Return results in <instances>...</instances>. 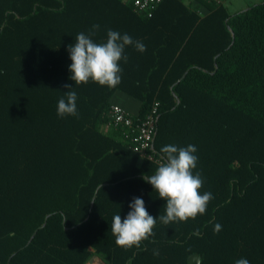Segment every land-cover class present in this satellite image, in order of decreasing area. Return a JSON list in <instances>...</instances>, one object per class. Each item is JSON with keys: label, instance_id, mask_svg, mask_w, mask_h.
<instances>
[{"label": "trees", "instance_id": "obj_1", "mask_svg": "<svg viewBox=\"0 0 264 264\" xmlns=\"http://www.w3.org/2000/svg\"><path fill=\"white\" fill-rule=\"evenodd\" d=\"M68 1L0 0V264H264V3L235 14L205 3L200 16L163 0L137 17L146 51L126 47L108 88L70 79L75 42L53 21ZM66 84L78 116L61 118ZM117 89L140 103L135 121L158 104L153 159L168 144L196 147L200 191L213 194L205 214L159 220L166 202L144 180L159 164L101 130ZM133 198L157 223L124 249L111 222Z\"/></svg>", "mask_w": 264, "mask_h": 264}, {"label": "clouds", "instance_id": "obj_2", "mask_svg": "<svg viewBox=\"0 0 264 264\" xmlns=\"http://www.w3.org/2000/svg\"><path fill=\"white\" fill-rule=\"evenodd\" d=\"M93 29H99V25H93ZM94 35L95 31L88 34L81 32L76 36L75 43L68 46L70 79L76 85L91 81L100 86L115 88L121 83L120 61L128 60L126 47L134 46L143 53L146 46L141 41L133 40L127 33L121 34L111 29L106 33V41H95ZM64 87L68 91L58 100L57 116H78L77 93L70 90L72 86L66 84ZM196 151V147L191 144L186 147L165 145L160 148L162 162L155 173L144 177L158 197L166 202L165 214L159 216V220L166 225L186 222L205 214L213 199L211 192L200 191L204 181L199 171L194 172L198 160ZM129 208L130 211L123 219L120 214L112 217L111 233L117 246L124 249L140 248L141 243L154 234L157 218L148 213L142 198H133ZM221 230L222 225H214V233ZM199 233L200 230L196 229V234ZM235 264H249V261L240 258Z\"/></svg>", "mask_w": 264, "mask_h": 264}, {"label": "crops", "instance_id": "obj_3", "mask_svg": "<svg viewBox=\"0 0 264 264\" xmlns=\"http://www.w3.org/2000/svg\"><path fill=\"white\" fill-rule=\"evenodd\" d=\"M187 7L195 10L200 16L208 14L209 10L205 2L201 0H179ZM130 0H69L68 10L57 20H53L55 26H60L62 31L68 32L69 42H75L76 36L84 32L88 34L95 31V41H106V33L109 29L127 33L133 40H139L141 27L137 21L139 14L130 5ZM217 4L226 7L230 14L239 13L264 3V0H213ZM211 2V3H212ZM93 25H99L94 30ZM62 39V37H60ZM113 104L122 106L127 112L136 115L140 103L128 96L122 90L117 89L111 99ZM101 130L104 133L112 132L103 124Z\"/></svg>", "mask_w": 264, "mask_h": 264}, {"label": "built area", "instance_id": "obj_4", "mask_svg": "<svg viewBox=\"0 0 264 264\" xmlns=\"http://www.w3.org/2000/svg\"><path fill=\"white\" fill-rule=\"evenodd\" d=\"M133 10L139 15L150 17L163 0H130ZM211 3L213 0H201ZM158 104L155 103L142 120L135 121L133 115L118 104H111L106 115L105 128L119 134V138L142 159H153V141L156 134ZM160 164L161 159H156Z\"/></svg>", "mask_w": 264, "mask_h": 264}, {"label": "water", "instance_id": "obj_5", "mask_svg": "<svg viewBox=\"0 0 264 264\" xmlns=\"http://www.w3.org/2000/svg\"><path fill=\"white\" fill-rule=\"evenodd\" d=\"M34 234H33V236H34ZM86 264H106V263L102 259H100L99 257L93 256L90 260H88V262ZM188 264H200V256H198L197 254L191 256L188 259Z\"/></svg>", "mask_w": 264, "mask_h": 264}]
</instances>
